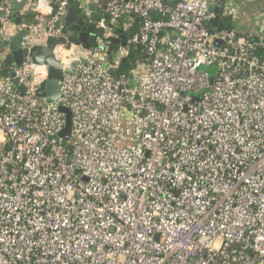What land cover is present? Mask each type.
Here are the masks:
<instances>
[{"label":"built area","instance_id":"obj_1","mask_svg":"<svg viewBox=\"0 0 264 264\" xmlns=\"http://www.w3.org/2000/svg\"><path fill=\"white\" fill-rule=\"evenodd\" d=\"M70 1L33 0L16 25L0 0V35L59 39L64 56ZM220 1L104 0L59 102L36 95L47 70L4 72L0 48V264H264V4L225 0L218 31Z\"/></svg>","mask_w":264,"mask_h":264},{"label":"water","instance_id":"obj_2","mask_svg":"<svg viewBox=\"0 0 264 264\" xmlns=\"http://www.w3.org/2000/svg\"><path fill=\"white\" fill-rule=\"evenodd\" d=\"M33 0H13L14 18L16 25L25 22L27 19L23 18V13ZM51 1V0H49ZM187 0H169L171 3L185 2ZM225 0L220 1L217 7H211V10L216 13V18L211 24L221 31L223 21L220 19L219 11L223 8ZM55 9L56 6L52 4ZM67 29L70 31L69 43L72 45L70 49L60 56L57 54V48L60 44L59 39L49 38L47 42L41 40L36 41V45L28 49L24 47V38L27 37V31H15L13 36L3 38L0 35V48L7 50L3 63L8 67H21L30 59L32 63L33 74L37 69H45L48 72L47 78L41 81L36 95L39 99L46 102H59L61 99V88L64 75L66 73H77L80 68L85 65L86 57L81 56L75 58L73 55L74 46H83L90 50L97 46V39L104 34L102 28H93L92 24H88L84 18L77 16L74 7H69L66 18L64 19ZM96 29V30H95ZM125 36L122 35L119 39L114 40L116 45L125 46ZM219 44V42H217ZM110 75L118 78V71L116 69L108 70ZM7 73H3L1 77H7ZM13 82L16 84L15 75L10 74ZM24 90V89H23ZM59 111L65 115L66 126L64 131L59 135L60 138L69 140L72 132V111L70 108L62 103H59Z\"/></svg>","mask_w":264,"mask_h":264},{"label":"trees","instance_id":"obj_3","mask_svg":"<svg viewBox=\"0 0 264 264\" xmlns=\"http://www.w3.org/2000/svg\"><path fill=\"white\" fill-rule=\"evenodd\" d=\"M164 1L168 4H171L169 2V0H164ZM70 7H74L77 15H84L81 8L79 7V5L74 0L70 1ZM30 19L32 21L33 17L31 16ZM103 21L107 22L108 17L100 14V15L93 17V21L90 22V24H92L93 28H95L96 25H98L100 22H103ZM121 28H122V26L117 28L116 33L120 36L124 35L125 39H128V38L134 36L135 34H137L139 32V30H140V19L134 18L130 27L127 30H122ZM66 31L68 33H70V31L68 29H66ZM112 47H113V49H117L120 47V45H116L115 43H112ZM143 56H144V52H143V48L141 46L138 48H131L130 53H129L128 57L126 58L125 63L123 64L121 70L123 72H129L130 70L134 69V67L139 62H142L144 60ZM3 69H4L3 70L4 72H8L10 67L3 66Z\"/></svg>","mask_w":264,"mask_h":264},{"label":"crops","instance_id":"obj_4","mask_svg":"<svg viewBox=\"0 0 264 264\" xmlns=\"http://www.w3.org/2000/svg\"><path fill=\"white\" fill-rule=\"evenodd\" d=\"M58 0H52L53 5L56 3ZM79 7L81 8L82 12L84 15H77L80 18H84V20L90 24L91 21H93V17L97 15H104V0H74ZM254 5L258 4H264V0H256V2L253 0ZM256 7V6H255ZM33 17L32 14H27L26 18L28 21H31L30 17ZM96 30V29H95Z\"/></svg>","mask_w":264,"mask_h":264},{"label":"rangeland","instance_id":"obj_5","mask_svg":"<svg viewBox=\"0 0 264 264\" xmlns=\"http://www.w3.org/2000/svg\"><path fill=\"white\" fill-rule=\"evenodd\" d=\"M4 52H7V50L4 49ZM122 72H123V71L121 70V73H122ZM123 73H126V72H123Z\"/></svg>","mask_w":264,"mask_h":264}]
</instances>
